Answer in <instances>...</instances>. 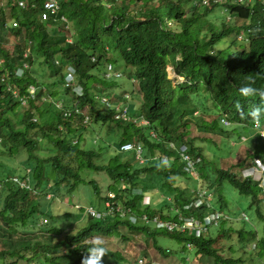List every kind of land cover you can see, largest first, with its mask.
Returning a JSON list of instances; mask_svg holds the SVG:
<instances>
[{
  "label": "trees",
  "instance_id": "trees-1",
  "mask_svg": "<svg viewBox=\"0 0 264 264\" xmlns=\"http://www.w3.org/2000/svg\"><path fill=\"white\" fill-rule=\"evenodd\" d=\"M6 1V8L0 1V140L3 145L0 152L13 159L16 150L23 148L33 171L28 174L32 185L29 189L20 188L0 171V264H7L9 260L12 264H24L25 250L32 249L37 254L40 248L39 253L50 264H80L93 237L103 241L108 258L123 264L132 262L137 254L124 255L117 246L123 250L136 246L148 258L150 250L146 247L148 243L149 246L153 243V248L159 247V234L192 242L196 251L191 264H198L199 260L210 264H264L262 189L250 178L239 176L240 168L247 163H255L256 159L264 163V97L260 95L264 91V0H253L249 5L234 1L206 5L201 0L196 4L194 0H57L59 10L50 13L48 19L41 17L46 0ZM186 2L191 3L189 10ZM226 14L231 16L229 20ZM242 32L245 37L240 39ZM27 49L31 50L30 62L33 64L35 56H40V63L55 79L37 83L31 73L26 79L15 76V69L25 60ZM108 63L113 64L120 76L106 75ZM118 65H122V71ZM169 66L174 78L170 77ZM69 67L76 69L72 87L64 85ZM6 83L17 87L29 99L27 107L21 106L6 91ZM30 84L37 86L38 97L59 96L62 86L72 100L65 102L67 111L73 110L71 105L76 104L79 109H89L92 124L116 121L112 117L113 109L105 111L99 107L97 95L123 99L132 118L142 115L150 125L144 127L133 119L116 121L118 129L113 131L112 139L117 140V146L135 138L144 144L146 156L158 154L167 156L168 160L140 168L134 166L133 155H116L110 166L99 164L100 152L82 149L73 145L68 135H59V124L74 135V126L81 121V114L73 112L66 118L60 110L49 111L52 107L49 103L39 105L30 99L27 92ZM241 86H250L256 91L242 95ZM254 108L259 109L255 116L251 115ZM17 111L21 117L19 125L13 118ZM34 116L45 121H33ZM195 128L203 134H195ZM150 129L158 133V141L151 137ZM228 135L239 142V147L245 144L247 150L235 166L222 169L216 158L209 159L205 144L212 142L214 148L210 149L217 151L221 149L217 140ZM44 138L55 148L54 159L40 158L34 153ZM242 138L246 140L241 141ZM171 142L173 147L169 145ZM182 144L187 145L188 153L202 157V178L218 192V206L228 207L222 194L223 184L228 182L250 198L259 227L247 228L242 222L238 226L237 221L228 218L197 238L159 229L151 220L132 222L128 217L120 218L118 213L103 220L94 216L83 218L82 208L61 214L54 211L59 197L74 193L85 183L84 174L105 170L115 182L124 179L131 185L128 188L115 184L105 186L122 198L123 212L130 210L136 215L161 212L163 218L175 219L177 215L172 211L163 214L170 206L166 200L161 208L159 201L143 206L142 200L145 192H151L158 182L161 191L166 192L163 195L173 197L175 208L183 210V205L192 200L187 189L196 187L197 183L183 170L178 150ZM234 150L236 153L239 148ZM3 162L8 163L6 159ZM178 176L185 178L179 181ZM90 183L94 185L93 193L103 203L106 188L103 190L93 180ZM49 193L53 195L50 201ZM159 195H154L152 202L163 197ZM203 209L194 212L202 215ZM41 216L54 225L38 227ZM37 228L39 233L35 235ZM63 230L70 232L65 246L71 253H79V261H69L70 256L64 259L52 255L43 244L49 236ZM139 234L145 237L142 243L138 240ZM221 238L236 243L230 245L231 249L226 244L228 251H224L218 245ZM115 241L118 244L111 248ZM254 242L257 257L251 253L254 250L247 248ZM159 251L163 258H170L173 253L163 248ZM178 260L187 262L185 257Z\"/></svg>",
  "mask_w": 264,
  "mask_h": 264
},
{
  "label": "clouds",
  "instance_id": "clouds-1",
  "mask_svg": "<svg viewBox=\"0 0 264 264\" xmlns=\"http://www.w3.org/2000/svg\"><path fill=\"white\" fill-rule=\"evenodd\" d=\"M0 1H1V5L4 8H6V5L3 4V0H0ZM196 1H198V0H194L195 4H196ZM201 1L206 5H210V4H214V3L225 5V3H232L233 1L239 2V3H244L245 5H249L253 2V0H226V1H224V0L223 1L208 0L209 1L208 3L206 2V0H201ZM21 4H25V2L21 1ZM190 7H191V5H190ZM189 8L188 9L186 8V9L189 10ZM43 9H44V4H43ZM63 17L64 16H62V18ZM227 17L229 20L231 18L230 14H228ZM13 23H12L13 26H17V23H16V25H14ZM244 37H245V32H242L239 35V38L242 39ZM30 55H31L30 49H27L24 51L25 60H23L21 65L16 67V69H15V76L16 77L21 78V79L22 78L26 79L30 73L32 74L33 64L29 60ZM34 61H35V58L33 59V63H34ZM1 62H2V60H1ZM66 72H67V75L65 76L66 81H65L64 85L65 86L70 85L72 87V86H74V84L76 82L75 81L76 69L74 67H69ZM113 74L115 76L116 75L120 76V74L118 73V70L113 66L112 63L106 64V75L109 76V75H113ZM2 79H3L2 81H5L4 78H2ZM5 88H6V91L11 92V94L15 100L20 101L21 106H24V107L28 106L27 100H29V99H27L26 96L21 95L20 91L17 87H13V86L9 85L8 83H6ZM60 88H62V86H60ZM255 91H256V89H253L250 86H241L239 88V92L242 95L253 94ZM27 92H28L31 100L36 101L39 105L43 104V103H49L52 106L50 109H48L49 111H51L52 108H55L58 111L60 110L59 112H62L64 117H66V118H69L70 116H72L73 112L80 113L82 116V119H81V121L77 122L76 126H74L75 127L74 135H72L71 131H69L67 129V127L66 126L64 127L62 124L58 125V128L60 130L59 135H62V136L68 135L67 138L70 140V142L73 145H78L82 149L95 150L97 152H100V156H98L97 162L101 165L110 166L112 164V161L116 158V155H133L134 160H135L134 166L135 167L140 166V168L143 166H154V164H159V162L164 164L168 160L167 156H159L158 154H151V156H146L147 151H146L144 144L135 140V138L128 139L127 141L123 142L119 147L117 146V144H116L117 140L115 138L112 139L113 133H114L113 131H116L118 129L116 121L120 120V121L125 122L127 120L133 119L135 123L141 124L144 127H148L150 125L149 120L146 117H143L142 115H137L134 118H132L131 113H129L130 108L124 104V101L121 98H117V97L110 98L108 95H97L96 98L98 100L99 107L105 111H109V110L113 109L114 113L112 114V117L116 121H107L104 123L100 122V123L92 124L91 118L89 115V109H83V108L79 109V107L76 106L77 105L76 104V105H71L73 107V110L67 111V109L65 108L66 107L65 102H67V101H65L63 97L60 98V95L59 96H53L51 94L44 95L42 97H38V95L36 93L37 92V86L33 85V84H30L27 87ZM260 95L262 97H264V91H261ZM68 101H70V99ZM258 111H259V109L254 108L251 112V115L255 116ZM19 115H20V113H19ZM19 115L14 114V116H13L14 120L16 121V123L18 125L21 122V117H19ZM37 118H38V116H34V117H32V120L38 121ZM11 119H12V116H11ZM109 123L113 124L114 127H112L111 125H107ZM90 124L98 127V131H99L100 135H102L101 134L102 126L106 127L107 129L103 133L104 138L100 136L101 140H100V145L98 147L93 146V147H89V148H84V146L82 145V142L87 141V138L84 134V131L86 130L85 129L86 125H90ZM110 134H111V136H109ZM149 134L151 135V137L153 139H156L158 141V133L154 129H150ZM30 135H40V134L30 133ZM262 135L264 136V130L262 131ZM38 137L41 138L42 135L38 136ZM54 137H55V135H54ZM98 140H99V137H95V138L91 137L90 138V141L93 143L98 142ZM109 141H112L111 145L108 144ZM169 145H170V147H173L174 143L171 142ZM232 147H233V149L239 148V150H240L239 146H232ZM2 148H3V145H2L1 140H0V150H2ZM183 148H185L184 151H183ZM22 150H23V148L16 150V152L14 153L13 159H11L7 154L1 155L2 152H0V171H2L3 173L5 172L8 176L6 178L13 180L16 184L19 185L20 188H28L29 189L30 187H32V185L28 182V181H30V177H28V174L31 171H33V169L27 164V162L31 163L28 160V153L22 152ZM178 150H179L180 158L183 162V170L186 171V174L188 176L192 177L194 179V181L197 183L196 187H194V188L189 187L187 189L188 197L190 196V194H192V200L189 201L188 203H186L185 205H183V207H184L183 210L175 208L176 203L174 202L173 197L170 195H168V196L163 195V193H166V192L161 191V187H160L161 183L160 182L155 184V187L151 192H145V194H144L145 196L142 200L143 206H152L155 202H157V201L160 202L161 199L164 201L166 200L170 206L168 207V209H164L163 214H166L168 211H172L174 215L175 214L177 215V217L175 219L163 218L162 217L163 215L161 212H159V213L157 212V213H153V214L144 212V213H141L139 215L134 214L130 210L123 212L124 209H123V205H122L123 204L122 198L117 194L116 191L107 190V188L105 186H108V184H109V186H110V184H115L116 186H119V185L122 186V188H128L131 185L128 181H126L124 179H121L122 180L121 182H115L114 180H112L111 176H108L104 172L105 170L91 171V172L86 173V176H85L86 181H85V183H83V184H89L92 187V191H94V189H93L94 185L92 183H90L91 180L95 181L99 187L106 188L105 190L103 188L104 199H101L104 207L102 209H98L94 205L83 204V203L76 202V201H75V204H73L71 207H74L76 209H80V208L84 209L83 218H88L90 216H92V217L94 216V217H98V218L102 217L104 220L107 216L118 213V214H120V216H119L120 218L128 217V219L132 222L137 221L138 219L141 221H147V222L151 220L155 224V226L159 229H164V230H167L168 232H171V233H181L184 235L200 238L203 235V233L207 232L210 228L219 227V225L222 222H224L225 220L230 218L231 212H230L228 207H224L223 209H221L218 206V204H220L219 200H218V197H219L218 192L212 188L213 186L206 184L205 180H203L202 171H201L202 165H203L202 157H200L199 155H196V154L188 153V147L185 144H182L178 148ZM234 151H233V153H234L233 155H235V157H233V155H232L234 162L232 164H230L228 167H223L222 169H230L233 166H235L236 163L241 161V159H243V158L238 159L237 152L235 153ZM34 153L37 156H39L40 158H52V159H54V154L56 153V151H55L53 144H51L47 138H44V139H42L40 146H38L35 149ZM183 153H187L190 156L189 167L187 166L186 160L183 158ZM5 159L7 160L8 163L3 162V160H5ZM119 162L123 164V162H126V160L124 159L123 162L122 161H119ZM1 163L4 164L3 167H1ZM220 167L221 166H219V168ZM7 168L11 169V170H15L16 172H7L6 171ZM239 176L242 177L243 179L250 178L253 182H256L258 184V186L262 189L261 197L264 199V163H263V161H261L260 159H256L255 163H247L246 165L242 166L240 168ZM97 177H101L102 179L98 181ZM0 182L2 183V181H0ZM1 183H0V188L2 187ZM152 186H154V185H152ZM79 187L80 186H78V188ZM136 189H138V191L141 193V190L139 188H136ZM71 194H75V192L71 193ZM154 195H159V196H163V197L156 198L152 202V200H153L152 197ZM51 197H53V195L51 193H49L47 195L48 201H50ZM60 198H64L69 202V200H68L69 196H67V195H65L63 197H59L58 199H60ZM223 200H224V195H223ZM163 202L160 203V208L163 205ZM76 204H78V205L76 206ZM213 204H216L217 208H214ZM203 207H204V209H203ZM262 207L264 209V205ZM202 209H203L202 215H198L197 213L194 212V211H199ZM71 211H73V210L71 209V210H66V211L58 212V213L61 214V213L71 212ZM241 215H242L243 219H245L247 221L250 220L249 216L245 212H242ZM38 219L40 220L38 227H41L42 225H47V224L54 225L53 223H51L49 221L48 218H45L43 216L39 217ZM36 230H37V232H39L38 228ZM37 232H35V233H37ZM69 233L70 232H68L67 230H65V232L63 230V231H61V233L57 232L56 234L49 236L47 241H43V244L46 245V247H48V251H51L52 255H60L64 259L67 258L68 256H70L69 261L73 262L76 259H77V261H79V258H78L79 253L73 252L74 254H76V256H77L76 257L73 255V253H71L69 251L68 247L65 246L66 236L69 235ZM56 236H58V237H56ZM33 239H37V238L35 237ZM67 240L69 241V239H67ZM39 241L41 243V240H39ZM184 243L189 248H195L193 243L190 241L184 242ZM73 244L79 245L78 242H74ZM158 244H159V241H158ZM253 244H254V248H252V250H255L257 247V244H256V242H254ZM158 246L159 247L155 248L156 253H153V252L151 253V250L148 252L149 253L148 258L142 252L140 254H137L132 262L134 264H158V259H157L158 253L161 255V257L164 256L163 253H160L159 248L166 249V252L171 250L169 248H164L160 245H158ZM41 249L42 248L39 249V252L41 251ZM39 252H37V254H34L32 249L31 250H25L24 254H25L26 260L23 261L22 263H24V264H44V263L50 264L44 259V257H42V254ZM105 254H106V249L103 246V241L99 238L93 237L91 239L90 246L87 247L86 251L81 256L80 264H102L101 258L103 256H106ZM109 258L112 259L111 257H109ZM10 262H12V261L11 260L7 261V264H12ZM132 262L128 261V262H125L123 264H132ZM107 264H109V263H107ZM111 264H120V263L115 262L112 259Z\"/></svg>",
  "mask_w": 264,
  "mask_h": 264
},
{
  "label": "rangeland",
  "instance_id": "rangeland-1",
  "mask_svg": "<svg viewBox=\"0 0 264 264\" xmlns=\"http://www.w3.org/2000/svg\"><path fill=\"white\" fill-rule=\"evenodd\" d=\"M3 4L7 5V1L3 0ZM190 5H191V3L187 2L185 7L188 9L190 7ZM227 16L228 15L226 14L225 17L228 20ZM40 61H41L40 56L36 55L35 61L33 63L32 74L36 78L37 83H40V82L49 83L50 81L55 79V77L51 78L49 76V72H48L47 68L44 66V64L40 63ZM116 67L120 71H122V68H123L122 65H118ZM168 69H169L170 77L174 78L175 74H174L171 66H169ZM123 81H125V79H123ZM54 90H57V87H55ZM59 95H60V98L63 97L65 101H68L69 99L71 100L70 96L67 93H65L63 88H60V87H59ZM16 115H19L18 111H17ZM37 119L40 122L45 121L44 119H41V118H37ZM107 125H111L112 127H114V125L110 124V123ZM85 129L86 130L84 131V134L87 138V141L82 142V145L84 146V148H89V147H93V146L98 147L100 145L101 137L104 138L103 133L106 131L107 128L102 126V128H101V134L102 135L99 134L98 127H96L92 124L86 125ZM194 133L200 134V135L203 134L201 130H197L196 128L194 129ZM217 134H219V133H217ZM109 136H111V134ZM205 136H211V135L206 134ZM91 137H93V138L99 137L98 142H95V143L91 142L90 141ZM229 137H230V135H228L225 139L224 138L219 139L218 137L216 138V139H219V140H217V144H221V149H217V151H216V148L214 150L210 149V147L214 148L212 142H207L205 144L208 146L206 149V153L209 154L208 155L209 159H215L216 158V160L218 162H216V161L215 162L217 164H219V166H221V167H228L231 163L234 162V160L232 158L234 149L232 146H238L237 143H239V142H236L233 139V137H230V138ZM245 140L246 139L242 138L241 141H245ZM224 141L226 143H224ZM108 144L111 145L112 141H109ZM246 150H247V146L245 144H241L240 150L237 152L238 159H241L242 157L245 156ZM221 159L223 160V162H227V161L228 162L223 163L222 161H220ZM6 171L7 172H16L15 170H11L8 168L6 169ZM84 176H86V175L84 174ZM97 178H98V181L102 179L101 177H97ZM180 178L183 180L185 177L184 178L180 177ZM180 178H179V176L176 177L177 180L181 181ZM222 193L224 195V200L227 202L228 208L231 212L230 218H233L235 221H237V222H235V225L242 226V224L240 223V222H242L243 225L245 224L247 228L253 229L252 228L253 226L259 227V223H257V219L255 218L254 207L250 206V198L248 196L240 194L228 182H224L223 187H222ZM67 196H69V198H68L69 202L64 198L58 199L56 202V205H54V211L63 212L66 210H71V209L77 210L76 208L71 207L73 204H75V201L83 203V204L94 205L98 209H102L104 207L103 203H100L99 198L94 195V193L92 191V187L89 184H81L80 187L75 191V194H67ZM163 201L164 200H162V199L160 200V202H163ZM77 205L78 204H76V206ZM213 207L217 208L216 204H213ZM242 212H245L249 216V219H250L249 221H246L242 218V215H241ZM34 232H37V230L35 229ZM38 233L39 232H37L35 235H37ZM58 236H56V237H58ZM144 238L145 237L143 235H141V234L138 235V240H140L141 243L143 242ZM157 238H158L160 246H162L164 248H169L173 252L172 256L170 258H163L158 253V256H157L158 264H185V263L181 262L180 260H178V258H180V257L187 258L186 264L188 262H189V264L192 263L191 259L193 258L196 249L189 248L182 240L176 239V238L171 237L167 234H159ZM110 239H111V241H113L112 238H110ZM223 239H225V238H223ZM234 243H236L235 240L229 241V240H222V238H221L218 245L222 246V248H225L224 251H228V249H226L227 246L231 249L230 245H232ZM116 244H118V241H115V244L113 243V246L112 247L110 246V247L114 248L116 246ZM152 244H151V246H149V243H148V247H146V249L151 250V253L152 252L156 253V249L152 247ZM226 244H227V246H225ZM117 247H118L117 249L122 250L124 255L128 254L127 252H134L136 254L142 253V251L138 250V247H136V246L129 247L128 248L129 251L123 250L119 246H117ZM247 248H249V249L254 248V244L253 243L250 244V246H248ZM251 253L254 257H257V255L255 256L254 254H257L258 251L254 250ZM237 256H239V254H237ZM245 256L247 257L249 255L245 254ZM101 259H102V264L104 262L109 263V264L112 263V259L108 258L107 256H103ZM263 262H264V257H263ZM44 264H47V263H44ZM132 264H134V263L132 262ZM198 264H210V262L209 261L207 262V260H201V261L199 260Z\"/></svg>",
  "mask_w": 264,
  "mask_h": 264
},
{
  "label": "built area",
  "instance_id": "built-area-1",
  "mask_svg": "<svg viewBox=\"0 0 264 264\" xmlns=\"http://www.w3.org/2000/svg\"><path fill=\"white\" fill-rule=\"evenodd\" d=\"M214 1H223V0H214ZM224 1H226V0H224ZM206 2L208 3L209 1L206 0ZM58 10H59V3L57 2V0H47L44 3V9L41 13V17L43 19H48L50 17V13H56ZM63 19H64V17H63ZM13 24L16 25V22H14ZM184 149L185 148H183V151H184ZM183 158L186 160L187 166L189 167L190 156L187 153H183Z\"/></svg>",
  "mask_w": 264,
  "mask_h": 264
}]
</instances>
